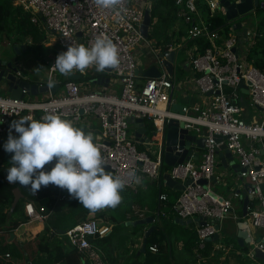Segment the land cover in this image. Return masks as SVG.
<instances>
[{"label":"built area","instance_id":"built-area-1","mask_svg":"<svg viewBox=\"0 0 264 264\" xmlns=\"http://www.w3.org/2000/svg\"><path fill=\"white\" fill-rule=\"evenodd\" d=\"M14 1L31 13L35 24L51 33L62 51L69 45L91 47L100 35L112 40L119 50L117 67L98 72L91 66L84 72L73 73L79 74L80 78L92 75L94 79L108 75L118 86L96 89L90 86L91 81L68 79V75L63 80L53 60L42 79L35 82L39 86H48V92L44 93L47 97L26 94L24 98H11L0 94V135L9 132L13 117L40 120L48 113H58L74 125L95 118L99 130L94 143L99 146L104 166H109L108 170L116 178L123 180L129 172L140 178L139 184L129 182L125 188L137 192L142 177L158 180L166 174L185 183L173 205V212L182 219L205 218L206 222L196 229L200 248H205L208 238L218 233L220 222L234 214L231 198L213 190L214 179H219L216 177L217 148L226 142L240 165V190L233 195L241 197L244 191L253 196L255 201L249 206L248 215L254 226L264 228V69L240 55L236 34L222 35L198 19L199 2L207 4L213 14H224L220 0H174L178 15L188 27L176 41L158 45L149 37L151 27L148 35L142 30L146 4L156 0H121L115 9L98 6L95 0ZM260 2L264 8V0ZM199 38L209 43L203 50L199 43L187 44L189 40ZM173 49L177 54L183 50L184 58L198 73L195 81L203 103L194 105V113L187 106L183 107L182 113L171 110L174 82L166 71L159 77L144 78V82H140L137 69L144 65L143 59L149 52L152 51L162 63L159 54ZM18 75L23 76V73L19 71ZM50 81L54 82L51 86H60L54 94L50 90ZM242 83L249 94V105L259 112L257 120L248 121L240 103ZM23 92L27 93V90L23 89ZM139 117L153 124V128L150 126L154 132L151 137L143 134L136 138L131 133V122ZM172 118L184 121L186 128L206 138L199 162H195L192 155L189 160L165 168L167 123ZM216 135L226 139L218 143ZM189 147L193 154L200 149L195 142H189ZM182 150L180 146L177 148V151ZM202 179L207 182L201 183ZM64 198L61 195V199ZM167 198L166 192L160 193L162 203ZM46 210L45 205L37 206L31 199L25 203V212L32 221L46 220L50 214ZM145 217L146 208L134 206L128 213L130 221ZM112 231L111 224L93 217L66 229L64 235L91 264H107L93 239L109 236ZM257 245L264 251V235ZM150 249L157 251V246L151 245ZM248 253L253 256V249L250 248Z\"/></svg>","mask_w":264,"mask_h":264},{"label":"crops","instance_id":"crops-1","mask_svg":"<svg viewBox=\"0 0 264 264\" xmlns=\"http://www.w3.org/2000/svg\"><path fill=\"white\" fill-rule=\"evenodd\" d=\"M13 2L15 5H18L15 3L14 0ZM259 8L256 10V13H261V16H259L260 19L255 13L257 20L255 19V21H253L252 23L248 22V24H244V27L248 28L246 37L238 34V31L233 27V23L230 31V34L234 33L238 36L240 44L239 53L242 57H247V60L249 62H252L248 59V55L251 52V49L257 47L260 40L264 39V14L262 15L261 11L264 10V8L261 6V4ZM164 9L166 10L165 16L167 17L163 21H161L160 27L171 28L169 29V40L167 39L168 41L163 42H173L174 40H177V37L185 34V27L188 26L183 21L182 17L178 15L175 3L173 7H165ZM23 10L25 12H28L25 9ZM197 17L199 20H202L207 23L206 16L203 13V8L200 7V12ZM152 19V23H156L158 21L157 18ZM149 27H153V24H151ZM39 28L46 34V37L50 38H47L46 44L49 45L56 43L53 36L51 37V33H49L45 29V27L39 25ZM10 33H14L15 36H19L20 39L25 38L22 42H15V40H11L13 37L10 38L6 36V41L8 42L10 47L22 44L27 46L31 43L30 37L19 35V33L15 29L10 31ZM153 39L157 42L156 38ZM33 53L37 58V63L34 65L33 68L30 67V69L26 65V60H23V58L17 57L13 54H9L8 56L4 57L0 56V58L13 59L15 63L18 64L19 71L23 73V76L27 77L32 82H37L38 80L42 79L46 72V67L48 66L36 52ZM51 56L53 57V54H51ZM177 64L178 63H176L175 66L174 76L172 77V80L174 82V89L170 108L175 112L182 113L183 107L187 106L190 107L191 112L194 113L192 111L194 105L197 103H203V99L199 94L197 83L195 81L198 73L194 70L193 66L185 58L181 62L180 69H178ZM60 75L62 74L60 73ZM90 86L96 89L101 88L102 86L116 87L118 86V83L114 79H110L107 85L92 82ZM0 94L8 96L7 93L3 92ZM239 94L240 103L242 104L245 110L247 120H257L259 118V112L257 109L249 105V94L246 87L241 86L239 89ZM37 95L39 97L41 95H43V97L46 96V94L44 93H39ZM22 117L26 116L10 118V122ZM75 126L82 128L86 133H93L94 139L98 135L99 124L95 118H88L87 121L77 123L75 124ZM144 128H150V121H146ZM130 129L135 134L136 131L141 129V125L133 120L131 122ZM150 131L147 130L144 135L151 137L152 132ZM8 134L9 132L2 134V142L0 143V162L6 160L8 156L12 155L11 153L6 152L3 148V144L7 141ZM144 147L145 146H143V148ZM152 150L154 149L152 148ZM201 152L202 150L200 148L198 150V157H193L195 162L200 161ZM238 164L239 160L235 156L233 160L227 161L226 165L221 161V158L218 156V163L216 166V177L218 176L219 179H214L213 190L220 195L231 198L233 205L232 211L234 214L220 222V229L218 235L217 237L208 240V247L206 244L205 248L196 247L193 250L188 249L186 244L189 241V232L192 230H196L198 225L201 224V221L196 220V217L191 219H183V221L182 218H179L178 216H176L175 218H171L174 217V215H172L174 214L173 210L166 212V223L163 226V233H159L158 236L153 239L151 245H158L157 247L159 248L160 246H162L163 251L166 250L167 252H169L176 264H264L263 258H259L254 255L252 256L248 253L249 247L253 243H257L258 239H262L264 235V228L254 226L249 215H247L246 218H243V199L246 195L244 191H242L241 197H236L233 195L235 191L240 190L241 184V180L239 179ZM47 169L50 170L51 167H48ZM106 171L110 173L109 170L106 169ZM148 179L149 178L145 176L142 177V183L140 185L139 190L137 192H133L134 195L139 194V197H137V199L131 204L129 211L126 212L125 218L127 221L125 220L126 224L124 226H119V228H115L117 223L113 222L111 219H107L108 216L111 217L110 210H103L107 212V215L105 216H97L94 213L91 214L92 216H96V218H99L102 222L111 224L113 226L112 233L107 236L109 237V242L108 244H106V255L108 256V258L101 252L102 257L104 258L107 264H133L135 261H143L146 257V250H142L145 232L153 224L156 225V228L158 227L157 216L161 207V201L159 200V192H155V189L151 186V184L146 183ZM216 185H222V190H219ZM163 188L162 191L164 190V192L168 194V198L170 192H172L171 195H177V190L180 191L179 193H181L182 191L181 188L170 187L166 183ZM51 196L52 198H56L57 201L56 205L53 207L51 214L56 211V208L59 205L65 206V210H68V204L65 203L66 198L61 199V195L59 193H52ZM28 200L29 198H24V211L25 203ZM13 201L10 205L12 206V208ZM252 201L254 200H251V206L254 204H252ZM134 206L146 208L147 216L154 217V222L151 224L142 225L141 230L138 233H133L132 229L128 227V225L130 224H127V222H130V220H128V213L132 211V208ZM47 220L48 218L44 221H32L28 217V220L22 222L15 230L11 232H0V263L35 264L33 263V261H42L43 259H48L47 261L50 264V261H52L53 263L54 257L61 256L62 254L60 251L54 250L56 247H61L64 252L71 251L73 247L68 243V240L63 233H55V230L51 229L49 230L48 235H45L44 232L47 226ZM189 220H191V222H189ZM242 230L247 233L250 239V244H245L247 247L242 246L239 242L238 233H241ZM43 235H45L46 238ZM41 236L44 238L42 239ZM46 243L49 244V247L46 246ZM41 245L45 247V250L40 251ZM152 253H158V250L152 251ZM7 254H10V256H7ZM73 259L76 260V256H73ZM60 261L61 259H58L56 263L59 264ZM80 264L91 263L89 262V260H86L80 255Z\"/></svg>","mask_w":264,"mask_h":264},{"label":"clouds","instance_id":"clouds-1","mask_svg":"<svg viewBox=\"0 0 264 264\" xmlns=\"http://www.w3.org/2000/svg\"><path fill=\"white\" fill-rule=\"evenodd\" d=\"M95 2L98 6L115 9L121 0ZM119 63L117 46L103 35L98 36L91 47L69 45L55 59L56 69L66 76L77 70L84 72L91 66L102 72ZM49 83L51 86L54 82ZM3 148L12 154V166L7 169L10 183L30 186L33 194L41 186H59L94 212L114 211L122 203L121 193L126 184L140 183L133 172L122 180L106 171L93 133H86L58 113H48L40 120L22 117L12 121ZM53 161L54 165L47 169L45 166Z\"/></svg>","mask_w":264,"mask_h":264},{"label":"trees","instance_id":"trees-1","mask_svg":"<svg viewBox=\"0 0 264 264\" xmlns=\"http://www.w3.org/2000/svg\"><path fill=\"white\" fill-rule=\"evenodd\" d=\"M199 6L203 8V13L206 16L207 23L209 27L214 30H217L222 35H230L232 22L227 19L225 14L222 13H211L207 4H202L199 2ZM173 7L174 0H156L152 4L151 15L152 18H157L156 23H152L151 31L149 34L150 38H156V44H160L163 41L169 40V29L171 27H160L161 21H163L167 16H165V7ZM261 9V8H259ZM15 29L19 35L26 36L31 38V43L27 45L28 49H31L33 52H36L42 60L50 66L53 60L56 59L57 55L62 52L61 46L58 43L46 44V34L39 28L38 24H35L31 20V13L25 12L20 5H15L13 0H0V32H5L10 34V31ZM168 39V40H167ZM194 42L200 44V50H203L209 43L204 42L203 38L192 39L188 41V45H192ZM53 54V57L51 56ZM248 59L251 60L254 65L264 69V39H261L258 46L254 49H251V52L248 55ZM64 80L65 75H60ZM94 77L92 75L82 76L78 80H89L93 82ZM150 126L153 128V124ZM12 166L11 156H8L6 160L0 162V232H11L15 230L22 222L28 220V215L24 211V198H29L32 201L36 202L37 206L45 205L47 210L46 212L50 213L47 220V226L45 228V235H48L49 230L54 229H68L75 224L90 219L96 216L91 214H96L97 216L107 215L106 211L98 210L92 211L88 208H85L77 199L71 197L66 189H62L59 186L49 184L48 186H41V188L36 192L38 196H35L30 189V186L26 187L20 185L19 182L10 183L7 178V169ZM168 166L165 165V168ZM146 183L151 184L155 189V192H159V195L162 191V188L165 185L164 175L160 179H148ZM19 187L23 193L24 198L12 208L11 202L14 199V188ZM164 189V188H163ZM133 190L125 188V191L121 193L122 203L121 205L113 210H110L111 219L113 222H116L119 226H124L126 224V212L129 211L131 204L139 197L138 195L133 194ZM180 191L177 190V195H171L170 192L169 198L165 202H161V207L159 214L157 216L158 227L150 234L147 243V249L145 251V259L143 261H135L133 264H176L173 257L166 250L163 251L162 246L157 247L158 253H152L150 250L151 242L153 239L158 236L159 233H163V226L166 223L165 214L167 211L173 210V205L179 197ZM52 193H59L64 195L66 200L65 203L68 204V210H65V206L59 205L56 208V211L51 214L53 207L56 205V198H52ZM167 194V193H166ZM168 197V194H167ZM64 198V199H65ZM60 200V198H59ZM254 200V199H252ZM255 201V200H254ZM252 201V204L254 203ZM10 206V207H9ZM175 218L177 215L172 214ZM171 215V216H172ZM126 220V221H125ZM132 229L133 233H138L141 230L142 225H128ZM45 235H43L45 237ZM42 237V236H41ZM42 237V239L44 238ZM46 238V237H45ZM109 242V237H100L93 239V244L108 258L106 244ZM43 243V241H42ZM208 240L206 241L208 247ZM187 247L189 250H193L196 247H199V239L197 235V230H192L189 232V241L187 242ZM46 246L49 247V244L46 243ZM158 246V245H157ZM47 248V247H46ZM45 250V247L41 245L40 251ZM55 251H60L61 256L54 257L53 263L50 261V264H57L56 261L61 259L59 264H80V253L76 248H72L69 252H64L61 247H56ZM73 256H76V260L73 259ZM53 258V257H52ZM51 258V259H52ZM50 259V260H51ZM40 260V259H39ZM48 259H43L42 261H33L35 264H49ZM2 264V263H0Z\"/></svg>","mask_w":264,"mask_h":264},{"label":"water","instance_id":"water-1","mask_svg":"<svg viewBox=\"0 0 264 264\" xmlns=\"http://www.w3.org/2000/svg\"><path fill=\"white\" fill-rule=\"evenodd\" d=\"M221 4L225 8V14L228 20L233 23V27L238 31L239 35L244 37L247 36L248 28L244 27V24L252 23L255 21V13L256 10L260 7V0H220ZM152 1H149L145 7V18L142 26V30L145 35H148L149 26L152 24ZM13 50L20 55L23 51H27V46L22 45H14L12 46ZM238 52V49H234ZM160 58L162 59V63H152L148 66L140 65L137 69V72L140 76V82H144V78L148 77H159L166 71L170 77L174 76L175 73V66L178 60L177 50L173 49L171 51L165 50L159 54ZM111 68H106L107 71H110ZM19 67L18 64L15 63L13 59H5L0 58V93L4 92L7 93L8 96L11 98H24L26 94L30 95H37L39 93L48 92V86L43 85L39 86L37 83L32 82L25 76L18 75ZM80 75L76 73H72L68 75V79H79ZM110 81V77L108 75L101 76L99 78L93 79V82L106 84ZM242 87H245V84H241ZM60 88L59 85H52L50 87L51 93H56V91ZM23 89L27 90V93L23 92ZM211 93V92H210ZM138 124L141 125V129L135 132L136 138H140L145 132L150 131V128L145 129L144 125L146 123L145 119L142 117L136 118ZM154 133L153 131H150ZM226 137L222 135H216V142L220 143L225 140ZM206 138L204 136H198L197 134L190 131L189 128L185 127V122L172 118L167 123V134H166V146H165V156L164 160L166 165L174 166L178 163H181L185 160H189L191 156L198 157V152L193 154V150L189 147V142H195L198 147L204 148L205 147ZM2 142V135H0V143ZM183 148L182 151H177L178 147ZM217 154L221 158V161L226 165L227 161L233 160L234 155L229 150L227 143L223 142L217 148ZM55 161L50 162L45 167H52ZM240 165L238 164V168ZM109 166H105V169H109ZM7 178V174H6ZM165 183L170 187L174 188H181L184 189L185 183H180L178 180L174 179L171 175H165ZM201 183H206L207 180L202 179ZM264 188V185H262ZM14 201H13V208L17 205L19 200L23 198V193L19 187H15L14 190ZM253 199L252 195H245L243 199V218H246L249 212V205L251 200ZM180 218V217H179ZM196 220H200L201 223H205L204 217H196ZM183 221V219H182ZM154 222L153 216H147L145 218L136 219L127 224L133 225H147ZM191 222V220H189ZM156 229V225H151L147 231L145 232L144 242L142 246V250L145 251L147 249V242L148 237L150 234ZM220 229L218 225V230ZM66 229H57L55 233L61 232L65 233ZM219 232V231H218ZM218 233L214 236L208 238L211 240L217 237ZM239 242L242 246H246L245 244H250V239L245 231H241L238 233ZM262 239H258L257 243H253L250 247L253 249V254L256 257L264 259V251L257 245ZM247 247V246H246Z\"/></svg>","mask_w":264,"mask_h":264},{"label":"rangeland","instance_id":"rangeland-1","mask_svg":"<svg viewBox=\"0 0 264 264\" xmlns=\"http://www.w3.org/2000/svg\"><path fill=\"white\" fill-rule=\"evenodd\" d=\"M262 11V15L264 14V10ZM257 14V13H256ZM261 13L258 12L257 17L260 19ZM257 17L255 16V19L257 20ZM13 37L11 40H15V42H22L24 41L25 38H21L19 36H15L14 33H10L7 35V33L5 32H0V56L4 57V56H8L9 54H13L17 57H21L23 58V60H26V65L27 67H34V65L37 63V58L35 56V54L33 53V51L31 49H27V51H23L20 55H18L12 47H10V45L8 44L7 37ZM49 39V37H47ZM27 40V39H26ZM154 40V39H153ZM154 53L152 51L149 52V54L143 59L145 66H148L152 63H160L157 61V59L154 57ZM184 60V51L180 50L179 54H178V60H177V65H178V69H180L181 67V62ZM46 66V65H45ZM47 68V67H46ZM4 93V92H3ZM43 97V95H41ZM40 96V98H41ZM47 97V96H44ZM131 133L132 130L130 129ZM194 133V130L192 131ZM216 187L220 190L221 188H223L222 185H216ZM222 190V189H221Z\"/></svg>","mask_w":264,"mask_h":264}]
</instances>
